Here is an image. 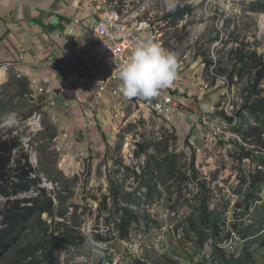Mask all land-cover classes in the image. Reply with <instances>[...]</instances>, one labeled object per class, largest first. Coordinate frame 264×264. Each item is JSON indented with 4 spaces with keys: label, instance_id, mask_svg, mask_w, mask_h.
<instances>
[{
    "label": "rangeland",
    "instance_id": "1",
    "mask_svg": "<svg viewBox=\"0 0 264 264\" xmlns=\"http://www.w3.org/2000/svg\"><path fill=\"white\" fill-rule=\"evenodd\" d=\"M112 3L124 19L147 21L156 29L159 44L176 56L177 75L171 87L177 88L184 114L166 123L138 105L123 104L119 110L109 108L94 115L96 120L91 117L95 123L74 126L72 111L62 106L54 113L55 101L35 93L28 78L12 68L13 63H0V135L18 138L10 165L26 163L25 169L33 170L29 176L39 180L30 191L9 199L0 197V209L14 199L38 195L49 199L56 211L65 210L64 217L42 213L49 224L47 239L55 235L56 223L62 222L84 243L55 250L57 264H134L136 260L145 264H220L213 240L199 248L198 234L190 228L193 220L199 225L203 184L209 193L207 203L222 229L217 245L234 239V231L236 241L250 235L244 241L239 239L238 245L252 253L255 264H263L264 165L256 182L252 175L260 159L264 160V134L261 140L258 135L252 141L244 140L235 130V121L241 131L256 125L261 128L243 106L264 98V74L255 83L257 70H242L235 62V50L255 51L264 59V0ZM185 7L189 11L181 18L165 19L170 9ZM256 7H262L261 11ZM21 79L28 82L25 95L19 93ZM62 93L74 95L67 88ZM80 110L82 114L81 106ZM219 111L234 120L228 122ZM83 116L90 117L84 111ZM241 147L254 157L241 155ZM141 149L144 152L137 156ZM169 154L175 156V169L160 178ZM143 173H148L147 179L151 177L149 197L141 187L147 180L141 177ZM110 179L120 196L129 193L132 197L128 202H120L119 197L118 202L143 215L132 225L128 238H121L113 226L116 214ZM41 232L38 227L17 236L19 241L1 252L0 264L22 257V249L41 237ZM89 240L102 246L99 255L94 254ZM224 252L225 257L231 255ZM38 259L39 253L22 262L32 264Z\"/></svg>",
    "mask_w": 264,
    "mask_h": 264
},
{
    "label": "crops",
    "instance_id": "2",
    "mask_svg": "<svg viewBox=\"0 0 264 264\" xmlns=\"http://www.w3.org/2000/svg\"><path fill=\"white\" fill-rule=\"evenodd\" d=\"M103 4L102 0H0V63H13L35 93L55 101L54 113L62 106L72 111L74 126L96 120L94 115L115 109L114 103L121 100L112 89L97 93L106 68L93 58H82L93 44L91 31ZM71 64L81 67L89 84L75 86L74 98L67 100L62 91ZM119 83L117 79L111 85ZM79 105L90 117L81 114Z\"/></svg>",
    "mask_w": 264,
    "mask_h": 264
},
{
    "label": "trees",
    "instance_id": "3",
    "mask_svg": "<svg viewBox=\"0 0 264 264\" xmlns=\"http://www.w3.org/2000/svg\"><path fill=\"white\" fill-rule=\"evenodd\" d=\"M259 8V9H258ZM262 7H256L255 10L261 11ZM184 11L188 12L189 7H185L183 9L178 10L174 8L170 10L165 19L173 18L179 19L183 16ZM175 16V17H174ZM236 63L241 64V68L247 69L249 71L257 70V74L255 77V83H258L264 74V59L261 55H257L255 51H247L243 48H236ZM210 63V62H208ZM21 86L20 95L26 94V86L28 82L21 79L18 81ZM57 93L61 91L59 89L56 90ZM64 92V91H63ZM63 96L68 99H73L74 95H68L66 93ZM243 108L247 109L251 115L254 116L256 121L261 123V128L256 125L252 126L247 131H241V127L239 126V122H235L238 126L235 127V130L243 137L244 140L252 141L258 135L257 138L261 140V136L264 134V98L254 99L251 104H244ZM221 116L227 120L228 122H232L234 117L227 116L223 111H219ZM243 116V115H241ZM2 115L0 113V119ZM242 124V118H241ZM259 128V129H258ZM19 145L18 138H3L0 135V197H5L9 199V196L15 195L17 193L30 191L34 189L35 185L38 183L37 177L29 176L30 172H33L32 169H25V164H19L18 167H13L10 165L11 161V152L12 150ZM144 152L143 149L137 150L136 155L139 156ZM240 154L248 157H254L245 147H241ZM175 156L173 154H169L166 157V169L161 171L162 175L159 177L162 178L163 175L168 173H173L175 169ZM192 161L194 157H192ZM257 158V157H256ZM259 159V158H257ZM260 163L257 164V168L252 175V181L256 182L258 178H260L262 166L264 165V160L260 159ZM20 163V160H18ZM261 166L258 168V166ZM17 170H19L17 172ZM264 170V169H263ZM260 173V174H259ZM148 173H143L141 177L147 179ZM152 174V173H150ZM195 176V175H194ZM150 178L146 181L142 182L141 187L146 188V196L149 197V192L152 191L153 187L150 184ZM109 185L111 189L110 195L113 197L114 202V211L115 218L113 219V226L115 231L118 232L121 238H128L130 229L133 224H138L142 219L141 214L139 212L134 211L131 207L120 204L119 197L123 200L120 202H128V200L132 199V197L127 196L129 193H124L122 196L119 195V188L116 186L115 182L111 179L109 180ZM154 186V185H153ZM201 192L203 194L202 197V206L199 207V225L193 220L191 222V230L198 234V247L200 248L203 244L208 240H213V245L215 246V255L218 257L220 264H245L247 262H251V252L250 251H242V253L238 256H234V254L229 255V257H225V252L222 248H220L217 243L222 240L221 232L222 229L218 226V217L213 213L212 209L209 207L207 201L209 199L208 190L205 189L203 184L200 185ZM258 196L256 193L254 194ZM106 198V197H105ZM24 202H29L30 204H25ZM22 203V204H20ZM65 210H55L54 204L49 199H41L40 197H26L24 200L14 199L13 203L10 205H4L0 209V254L5 248L12 247L19 241L17 236L21 235L24 232H31L32 230L40 227L42 232L40 233L42 236H37L32 242L27 244L22 249V257H17L16 260L11 261L10 264H23L22 260H27V258H32L39 253L40 259L36 262H30L32 264H57L56 257H53L54 251L60 248H68L70 246H75L84 242L79 243L77 241V236L73 234V230L69 225L63 224L62 222H57L55 230L52 232L55 233L52 236L51 240L47 239V229L49 226L47 221L42 217V213H47L49 217H64ZM62 225V226H61ZM245 236V235H244ZM250 236V235H246ZM247 248V247H246ZM134 264H145L141 263L139 260H136ZM168 264H174L173 261H169Z\"/></svg>",
    "mask_w": 264,
    "mask_h": 264
},
{
    "label": "built area",
    "instance_id": "4",
    "mask_svg": "<svg viewBox=\"0 0 264 264\" xmlns=\"http://www.w3.org/2000/svg\"><path fill=\"white\" fill-rule=\"evenodd\" d=\"M112 0L108 8L101 11L97 22L92 28L93 44L89 51L83 54L84 59L94 58L102 63L106 71L98 82V94L112 89L121 100L114 103V107L121 109L124 105H138L152 114L161 118L166 123H171L173 118L184 114L181 98L178 96L176 87H166L159 91L157 97L150 101L142 98H125L119 91V84L111 85V82L118 79L117 69L120 64L128 58L134 43L138 41L152 40L159 44L156 29L151 27L147 21L124 19L114 8ZM70 82L72 84L82 83L87 79L81 74L78 67L71 65ZM89 82V81H87ZM72 84H69L71 86ZM233 239L222 244L223 247L232 249Z\"/></svg>",
    "mask_w": 264,
    "mask_h": 264
},
{
    "label": "clouds",
    "instance_id": "5",
    "mask_svg": "<svg viewBox=\"0 0 264 264\" xmlns=\"http://www.w3.org/2000/svg\"><path fill=\"white\" fill-rule=\"evenodd\" d=\"M107 8H108V3L104 2L103 6L99 5L98 15L100 14L101 11ZM89 49L87 51H89ZM83 60H88V59L83 58ZM71 65L78 67L81 74L87 79V81H89L88 78L82 73L80 66L76 64H71ZM71 65L69 67L71 68L72 71ZM70 73L68 75L69 78L66 86L67 89L75 90V86H77L78 84H82V83L89 84V82L87 81H83L82 83L72 84L70 82ZM117 73H118V80L120 81L118 91L123 97L142 98L144 100L150 101L151 99L158 96L159 91L161 89L171 86L175 81L177 75V59L172 52L164 49L160 44L153 42L152 40L138 41L134 43L132 47V51L129 54L128 58H126L120 64L119 68L117 69ZM69 84L72 85L69 86ZM90 122L95 123L94 121H90ZM235 233L236 232L234 231L233 233L234 245L232 249L223 247L222 246L223 243L218 244V246L223 250H226L231 254H234V256H238L242 253V251H244V249H242V246L238 245L239 239L244 241L247 238V236H244L243 238L240 237L236 241ZM89 245L93 248L94 254L99 255V250L102 246L95 245L94 242H92L91 240H89ZM251 260H252L251 262H247L245 264H255L252 258Z\"/></svg>",
    "mask_w": 264,
    "mask_h": 264
},
{
    "label": "bare ground",
    "instance_id": "6",
    "mask_svg": "<svg viewBox=\"0 0 264 264\" xmlns=\"http://www.w3.org/2000/svg\"><path fill=\"white\" fill-rule=\"evenodd\" d=\"M2 72V70H0V73Z\"/></svg>",
    "mask_w": 264,
    "mask_h": 264
}]
</instances>
